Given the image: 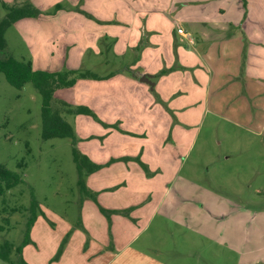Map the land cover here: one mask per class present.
<instances>
[{
    "label": "crops",
    "instance_id": "1",
    "mask_svg": "<svg viewBox=\"0 0 264 264\" xmlns=\"http://www.w3.org/2000/svg\"><path fill=\"white\" fill-rule=\"evenodd\" d=\"M29 1L41 13L11 26L33 68L101 78L52 100L96 115L70 122L75 147L99 165L84 177L95 200L81 196L76 219L39 211L24 261L162 264L129 248L159 212L175 214L169 198L216 194L186 160L199 124L210 116L264 130V0Z\"/></svg>",
    "mask_w": 264,
    "mask_h": 264
},
{
    "label": "rangeland",
    "instance_id": "2",
    "mask_svg": "<svg viewBox=\"0 0 264 264\" xmlns=\"http://www.w3.org/2000/svg\"><path fill=\"white\" fill-rule=\"evenodd\" d=\"M4 3L18 0H0V20ZM13 29H6L0 54L26 58ZM41 101L31 82L16 88L0 73V163L22 180L0 194V244L21 242L32 196L41 213L50 210L65 219L79 214L84 194L71 139L42 137ZM209 117L199 124L186 160L216 194L169 198L168 210L175 214L152 218L129 248L133 257L144 254L162 264H264V130L254 135L245 125ZM66 118L71 122V115ZM0 264L11 263L0 258Z\"/></svg>",
    "mask_w": 264,
    "mask_h": 264
},
{
    "label": "trees",
    "instance_id": "3",
    "mask_svg": "<svg viewBox=\"0 0 264 264\" xmlns=\"http://www.w3.org/2000/svg\"><path fill=\"white\" fill-rule=\"evenodd\" d=\"M60 4H56L54 10L59 9ZM6 10L0 20V52L6 47L5 31L15 21L24 17H36L41 11L29 0H24L17 5L3 4ZM0 73H3L7 82L16 88H21L25 83L31 82L41 95V126L42 137L44 139L53 137H67L71 139L72 155L79 174L78 185L83 192V196H93L86 188L84 177L94 171L99 165L94 164L87 155L81 153L76 147V137L73 125L67 120V115L85 114L96 117L95 113L88 107L78 105L72 107L66 103L60 107L52 105L54 92L59 88L71 87L80 79L101 78L90 70L63 68L59 71L36 70L33 68L31 60L22 57L15 58L9 54H0ZM21 175L0 163V194L10 190L20 183ZM103 213L107 210L99 206ZM30 215L26 221V231L24 237L18 245L9 239L0 244V258L11 264H26L22 257L23 246L30 241V228L35 221L39 210L34 196L29 204ZM16 253V259L12 257V252Z\"/></svg>",
    "mask_w": 264,
    "mask_h": 264
},
{
    "label": "water",
    "instance_id": "4",
    "mask_svg": "<svg viewBox=\"0 0 264 264\" xmlns=\"http://www.w3.org/2000/svg\"><path fill=\"white\" fill-rule=\"evenodd\" d=\"M142 77H143V78H141V80L148 81V77H147V75L142 76Z\"/></svg>",
    "mask_w": 264,
    "mask_h": 264
},
{
    "label": "built area",
    "instance_id": "5",
    "mask_svg": "<svg viewBox=\"0 0 264 264\" xmlns=\"http://www.w3.org/2000/svg\"><path fill=\"white\" fill-rule=\"evenodd\" d=\"M178 32H179V33H183L182 28H178Z\"/></svg>",
    "mask_w": 264,
    "mask_h": 264
}]
</instances>
